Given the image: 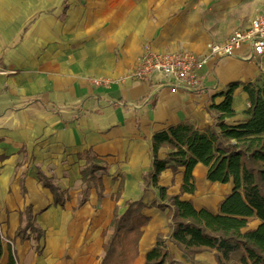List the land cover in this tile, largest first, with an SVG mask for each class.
I'll return each instance as SVG.
<instances>
[{
  "label": "crops",
  "instance_id": "0c3cea01",
  "mask_svg": "<svg viewBox=\"0 0 264 264\" xmlns=\"http://www.w3.org/2000/svg\"><path fill=\"white\" fill-rule=\"evenodd\" d=\"M263 10L264 0H0V264L10 257L14 264H101L114 215L139 200L148 223L134 264L145 263L160 235L174 264H217L216 251L190 258L172 240L168 209L143 177L152 172L153 135L182 124L201 132L215 125L222 115L210 108L232 83L240 84L232 94L235 116L223 122L248 120L243 85L264 74L258 59L210 60L193 92L156 90L129 74L146 44L205 55L209 43L224 42ZM84 151L104 167L88 185L80 174ZM169 152L161 148L159 157ZM38 170L58 188L63 206L42 187ZM183 173L168 168L157 185L178 195ZM206 174L198 163L195 192L181 199L217 213L234 185L209 182ZM27 207L43 233L38 242L16 235ZM260 223L252 219L247 229ZM243 254L232 253L229 264H240Z\"/></svg>",
  "mask_w": 264,
  "mask_h": 264
},
{
  "label": "trees",
  "instance_id": "16d2710c",
  "mask_svg": "<svg viewBox=\"0 0 264 264\" xmlns=\"http://www.w3.org/2000/svg\"><path fill=\"white\" fill-rule=\"evenodd\" d=\"M27 31L26 27L24 34ZM239 85L232 83L220 94L224 100L210 108L222 115L216 125L201 132L182 124L155 133L150 143L152 172L143 179L144 185L151 183L157 187L162 202L159 207L168 209L167 217L171 219L170 236L190 258L204 250H214L217 264H229L230 255L243 250L240 264H264V83L243 85L250 103L244 112L248 120L229 126L223 119L235 116L232 94ZM161 148L170 149L164 159L159 157ZM82 156L85 160L80 172L82 184L96 183L95 174L104 167L89 151H84ZM198 163L206 167L209 182L232 181L234 185L233 191L219 203L217 213L206 208L197 210L192 201L181 199L183 194L195 192L193 170ZM177 167L184 169L183 184L178 195H169L166 188L157 185L158 178L166 169L176 171ZM38 180L51 191L55 204L63 206L62 194L40 170ZM122 188L120 182L116 199ZM82 203L83 198L79 204ZM143 207L140 200L127 202L125 212L120 217L114 215L113 234L103 246L101 264H134L141 228L148 223L141 213ZM24 218L25 224L16 235L24 240L31 234L38 242L43 233L30 207L26 208ZM252 219L261 223L256 229L248 230ZM1 255L0 243V258ZM8 264H14L13 257ZM144 264H174L161 235L146 254Z\"/></svg>",
  "mask_w": 264,
  "mask_h": 264
},
{
  "label": "built area",
  "instance_id": "2783aa9c",
  "mask_svg": "<svg viewBox=\"0 0 264 264\" xmlns=\"http://www.w3.org/2000/svg\"><path fill=\"white\" fill-rule=\"evenodd\" d=\"M234 56L243 60L264 57V10L245 29L234 30L224 42L209 43L205 55L187 50L160 51L146 44L129 75L137 82H151L156 90L165 87L173 93L193 92L201 89L202 70L210 60Z\"/></svg>",
  "mask_w": 264,
  "mask_h": 264
},
{
  "label": "rangeland",
  "instance_id": "374dc122",
  "mask_svg": "<svg viewBox=\"0 0 264 264\" xmlns=\"http://www.w3.org/2000/svg\"><path fill=\"white\" fill-rule=\"evenodd\" d=\"M227 59V58H226ZM258 61V67L259 70L262 71V73H264V57L260 58L257 60ZM256 61V62H257ZM264 83V74H260L256 80L253 82V84H257V85H261Z\"/></svg>",
  "mask_w": 264,
  "mask_h": 264
}]
</instances>
